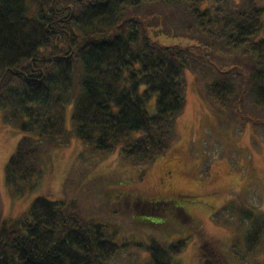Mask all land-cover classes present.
I'll return each mask as SVG.
<instances>
[{"label":"trees","instance_id":"1","mask_svg":"<svg viewBox=\"0 0 264 264\" xmlns=\"http://www.w3.org/2000/svg\"><path fill=\"white\" fill-rule=\"evenodd\" d=\"M263 33L264 0H0V111L4 123L28 134L7 164L8 188L29 184L44 156L74 135L106 155L121 146L128 164L153 165L179 141L187 70L207 85L221 124L230 114L252 120L258 111L264 127ZM233 205L214 219L238 214L237 222L226 220L244 225L236 246L245 236L250 250L264 241V213ZM168 206L143 207L157 213ZM173 214L202 237L205 264H227L185 210ZM185 245L154 240L147 264H173ZM123 248L74 201L39 197L20 219L0 220V264H112Z\"/></svg>","mask_w":264,"mask_h":264},{"label":"rangeland","instance_id":"2","mask_svg":"<svg viewBox=\"0 0 264 264\" xmlns=\"http://www.w3.org/2000/svg\"><path fill=\"white\" fill-rule=\"evenodd\" d=\"M160 39L195 45L189 39ZM185 75L187 105L179 120V141L151 166L128 164L121 146L106 155L74 135L68 146L44 156L41 172L29 184L19 183L12 192L6 183L7 164L28 134L4 123L0 111V220L20 219L39 197L74 201L85 220L104 226L117 244L126 245L112 264H147L154 240L167 246L186 241L173 264H205L202 237L173 214L183 209L223 250L227 264H264L261 238L250 250L245 236H241L245 244L236 246L237 230L244 226L231 223L239 220L238 214L224 212L221 222L214 219L216 212L231 204L264 213V127L257 122L259 112L248 121L230 114L221 124L205 96V82L189 70ZM73 110L74 103L66 110L68 131L73 130ZM158 201L171 206L157 213L143 207L145 202ZM140 202L142 210L137 207ZM145 223L164 225L153 229Z\"/></svg>","mask_w":264,"mask_h":264}]
</instances>
